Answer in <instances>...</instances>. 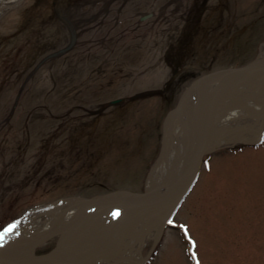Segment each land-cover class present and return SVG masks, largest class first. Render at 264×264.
Wrapping results in <instances>:
<instances>
[{
  "label": "rangeland",
  "instance_id": "374dc122",
  "mask_svg": "<svg viewBox=\"0 0 264 264\" xmlns=\"http://www.w3.org/2000/svg\"><path fill=\"white\" fill-rule=\"evenodd\" d=\"M263 51L264 0L0 6V230L62 196L143 191L186 86ZM248 88L259 99L264 81ZM233 142L206 154L149 259L155 230L123 264H264V132Z\"/></svg>",
  "mask_w": 264,
  "mask_h": 264
},
{
  "label": "water",
  "instance_id": "95a60500",
  "mask_svg": "<svg viewBox=\"0 0 264 264\" xmlns=\"http://www.w3.org/2000/svg\"><path fill=\"white\" fill-rule=\"evenodd\" d=\"M63 51L65 49L53 55ZM256 79L264 81V54L245 64L216 68L196 77L184 89L175 108L180 110L193 99V124L197 136L193 154L178 176L139 192L121 189L93 196L68 195L49 204L31 207L0 231V264H95L111 257L132 236L135 217L143 212L162 210V225L156 229L149 227L145 232L149 234L155 230L154 241L145 258V261L148 260L160 241L167 221L194 186L205 155L215 148L211 145L220 103L229 98L234 90ZM263 131L264 122L260 128V132ZM244 142L256 144L258 141ZM235 143L237 140L231 146ZM33 221L49 223L32 242V253L27 257L18 256L20 248L15 249V243L31 238L23 233L10 236V231ZM90 225L93 231H88ZM78 236H82L79 241ZM53 237H56L54 247L46 253L37 254L36 248Z\"/></svg>",
  "mask_w": 264,
  "mask_h": 264
},
{
  "label": "bare ground",
  "instance_id": "6f19581e",
  "mask_svg": "<svg viewBox=\"0 0 264 264\" xmlns=\"http://www.w3.org/2000/svg\"><path fill=\"white\" fill-rule=\"evenodd\" d=\"M20 1L0 0V6L5 8ZM249 84L242 85L241 88L236 89L234 94L230 95V98H224L220 103L219 119L215 125L212 147H218L235 140L252 141L260 136V128L264 122V89H261L259 99L251 98L250 96L254 94V90L248 93ZM233 100L242 102L244 109L231 107ZM192 106L193 99H190L186 106H182L180 110L171 111L167 116L161 152L150 170L147 180L148 188H153L175 178L183 171L190 160L197 143ZM243 116H253L257 120L255 122H242L240 118ZM232 122H234L233 125ZM163 221L164 214L162 210L143 212L135 217L132 225V236L126 239L123 246L111 256V263L123 264L131 261L139 263L135 257L136 244L143 239L149 227L156 229L162 225ZM36 223L33 221L27 224L24 229L16 228L11 231L10 236L23 233L31 238L27 241L15 243V249L20 248L18 256H29L32 253V242L45 231L44 223L40 221H36Z\"/></svg>",
  "mask_w": 264,
  "mask_h": 264
},
{
  "label": "flooded vegetation",
  "instance_id": "af4514ba",
  "mask_svg": "<svg viewBox=\"0 0 264 264\" xmlns=\"http://www.w3.org/2000/svg\"><path fill=\"white\" fill-rule=\"evenodd\" d=\"M68 22V21H67ZM70 24V23H69ZM71 30H72V26H70Z\"/></svg>",
  "mask_w": 264,
  "mask_h": 264
}]
</instances>
